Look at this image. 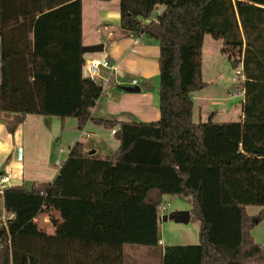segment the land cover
<instances>
[{"label": "trees", "instance_id": "obj_1", "mask_svg": "<svg viewBox=\"0 0 264 264\" xmlns=\"http://www.w3.org/2000/svg\"><path fill=\"white\" fill-rule=\"evenodd\" d=\"M120 13L160 45L156 121L93 116L103 86L83 73L82 0H0V112L92 121L119 142L106 155L76 142L52 181L3 190L0 264H125L126 244L159 245L167 194L191 197L200 242L165 247L161 264H264V0H120ZM207 34L241 60L239 122L194 121ZM52 208L69 220L48 233L35 219Z\"/></svg>", "mask_w": 264, "mask_h": 264}, {"label": "crops", "instance_id": "obj_2", "mask_svg": "<svg viewBox=\"0 0 264 264\" xmlns=\"http://www.w3.org/2000/svg\"><path fill=\"white\" fill-rule=\"evenodd\" d=\"M120 19V0H82V45H103V50L86 52L84 58L105 57L111 65L101 66L99 77L95 79L102 84L103 92L92 114L119 121H156L161 116L158 106L160 45L146 34L124 31ZM134 79L138 80L136 84ZM127 86H139L141 90L129 92L124 89ZM195 98L193 94L194 101ZM212 103L217 104L215 100ZM204 110L200 107L199 114ZM18 118L16 113L0 112V176L10 174L5 188L19 185L31 188L36 182L52 181L67 158L62 156L65 152L63 140L69 142L67 131L79 132L75 143L82 142L89 152L106 155L113 153L119 145L113 129L92 121L80 128L73 117L62 119L27 114L19 122ZM84 136L91 140L80 138ZM3 190L0 189V215L6 214ZM47 213L40 214L35 220L40 229L53 233L54 226L48 229L44 223Z\"/></svg>", "mask_w": 264, "mask_h": 264}, {"label": "rangeland", "instance_id": "obj_3", "mask_svg": "<svg viewBox=\"0 0 264 264\" xmlns=\"http://www.w3.org/2000/svg\"><path fill=\"white\" fill-rule=\"evenodd\" d=\"M162 8L163 7H159L154 12L153 16L156 17L159 12H161ZM222 49L223 41L221 39H215L210 34L205 36L202 54V75L207 85L202 90L194 93L196 97L194 101L195 122H207L211 116L215 122H239L242 120V102L244 100V77L241 74L242 63L241 60H238L234 68L233 65L236 61H231L228 56L223 53ZM213 100H215L217 104L212 103ZM200 107H203L205 110L199 114L198 111ZM200 115L201 118H199ZM105 131L106 133H110L109 130ZM67 132L69 142L63 140L62 145L65 146V152L62 156L68 155L79 133L73 131ZM80 138L86 141L91 140L86 136ZM92 139L97 140L96 137H92ZM113 141L115 142V138H113ZM69 143L72 144L68 145ZM104 150H106V147ZM162 203L164 206L170 205L165 215H169L176 211H190L192 208L191 197L179 194H167L164 196ZM1 209L2 202L0 199V211ZM260 209V206H249L247 207V212L250 215H255ZM47 215V220L44 221V223L47 225L48 229H53L55 222L69 220L67 217H62L57 208H52ZM165 215L160 212L159 237L162 244L159 243L156 247L126 244L125 264H161L160 253L165 247L175 244H198L200 242V221L197 218L191 217L188 223H183L176 222L173 219L163 220V216ZM252 235L255 241L264 248V221L253 228Z\"/></svg>", "mask_w": 264, "mask_h": 264}, {"label": "built area", "instance_id": "obj_4", "mask_svg": "<svg viewBox=\"0 0 264 264\" xmlns=\"http://www.w3.org/2000/svg\"><path fill=\"white\" fill-rule=\"evenodd\" d=\"M110 67V62L107 58H85L84 64H83V73L85 76H89L93 79H96L99 77V71L100 67ZM240 74V73H239ZM242 74V72H241ZM243 76V75H242ZM134 84L138 82L137 79H134ZM115 132V130H113ZM89 136V135H88ZM10 180V174L2 175L0 176V189L3 190L6 187V184ZM169 204L164 206L163 204L160 206V212L161 214H166L169 208ZM13 215H0V226L6 225L7 219L11 218Z\"/></svg>", "mask_w": 264, "mask_h": 264}, {"label": "water", "instance_id": "obj_5", "mask_svg": "<svg viewBox=\"0 0 264 264\" xmlns=\"http://www.w3.org/2000/svg\"><path fill=\"white\" fill-rule=\"evenodd\" d=\"M103 50V45L102 44H98V45H90V46H83V52H94V51H101ZM238 61V60H237ZM237 61L234 63L233 67L235 68ZM124 89L126 91L129 92H139L141 90V88L139 86H132V87H124ZM94 152V151H93ZM167 219H173L176 222H183V223H188L191 219V211H176L173 212L169 215H165L163 217V220H167ZM263 254H264V249H263Z\"/></svg>", "mask_w": 264, "mask_h": 264}]
</instances>
